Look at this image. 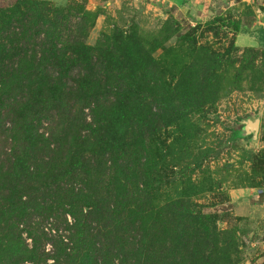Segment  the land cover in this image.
Returning a JSON list of instances; mask_svg holds the SVG:
<instances>
[{"label":"trees","instance_id":"trees-1","mask_svg":"<svg viewBox=\"0 0 264 264\" xmlns=\"http://www.w3.org/2000/svg\"><path fill=\"white\" fill-rule=\"evenodd\" d=\"M100 14L78 1L0 7V264H238L237 233L193 201L215 179L162 173L168 158L193 156L195 116L244 82L264 88V50L233 39L216 51L199 43L201 24L184 31L172 17L157 33L133 24L91 46ZM227 21L205 24L218 36ZM228 24L236 38L241 23ZM212 154L198 153L195 169Z\"/></svg>","mask_w":264,"mask_h":264},{"label":"rangeland","instance_id":"rangeland-1","mask_svg":"<svg viewBox=\"0 0 264 264\" xmlns=\"http://www.w3.org/2000/svg\"><path fill=\"white\" fill-rule=\"evenodd\" d=\"M5 1L10 3L12 0H0V7ZM44 1H49L57 7H67L70 3L78 1L85 3L89 11L100 12L87 39V43L91 46H96L104 34L109 35L115 28L126 31L133 24L137 25L143 33H157L162 24L172 17L181 23L184 31L201 24L202 28L197 32L199 43L225 53L231 48L233 39H235L236 46L238 39L240 45L247 43L243 36L235 38L233 26L228 24L232 21H239L241 23L240 33L246 34L247 37L249 33L250 38L257 43L254 48L264 50V32L260 31L261 25L258 23L264 22V0H214L215 3L212 1L214 6L211 1L209 4L205 0H178L176 2L179 7L174 5L167 9H164L166 2L163 3L162 0L159 2L156 0ZM152 3L163 4L162 8L168 12L166 19L162 20L157 17L158 12L155 8L148 6ZM205 4H209V8H204ZM248 6L251 7L252 12L254 11L253 13L246 9ZM220 14L222 17H227L228 21L227 26H222L217 36V30H210L205 23ZM174 44L175 40H172L166 46ZM237 47L241 48L239 45ZM161 53L162 51L159 50L155 56L158 57ZM86 112L88 113V110ZM256 118L261 120L257 139L253 135L245 137L238 135L236 139L233 138V132L241 131L245 121ZM194 121L196 131L191 141L193 142V156L190 159L183 158L182 164L177 167H174L172 159L168 158L166 170L162 175L169 176L173 182V178L179 176V173L185 169L186 171H182V174L187 175L185 178H192L196 184L210 177L215 179L214 185L217 188L211 192L197 194L193 201L196 203V208L218 216L217 225L220 229H232L237 233L242 259L238 264H250L252 258L257 255L251 251V248L256 249L258 243L264 241V210L261 211L260 208L261 212L256 211L248 217L250 215H247V211L237 204L231 192L239 188L264 190V174L261 173V166L255 164L258 160L255 159L256 156H264V88L251 90L244 82L242 88L221 99L214 108L207 111V114L195 116ZM46 126L43 131H46ZM163 133L162 137L165 138L166 132L163 131ZM173 140L170 138L167 143L170 144ZM205 147L213 148L215 151L219 150L220 154L218 157L212 154L202 169H195L191 161L196 159L198 153H201ZM0 148L5 147L1 144ZM175 183L170 184L169 187L163 186L164 190L168 193L175 192ZM52 224L51 220L47 225L48 229H45L49 233ZM23 237L27 238V235L23 234ZM27 242L32 244L31 239H27ZM47 248L51 249V245L48 244Z\"/></svg>","mask_w":264,"mask_h":264},{"label":"crops","instance_id":"crops-1","mask_svg":"<svg viewBox=\"0 0 264 264\" xmlns=\"http://www.w3.org/2000/svg\"><path fill=\"white\" fill-rule=\"evenodd\" d=\"M157 2L161 1V0H156ZM178 0H162V2H166V4L163 6L164 9H167V7H173L174 5L175 6H178V3L176 2ZM205 1H208L209 4H210V1H211V4L212 6H214L215 2L214 0H205ZM212 1L214 3H212ZM209 4H205L204 5V8H209ZM163 4H155V3H152V4H149L148 6H150L151 8H155V10L158 12L157 17H159V19H166L167 16H168V12L165 11L162 6ZM203 6V5H202ZM164 10V11H163ZM259 25H261V29L264 30V22H258ZM259 28V29H260ZM261 30V31H262ZM248 33V32H247ZM241 36L245 37L244 40L247 41L244 42L243 45H240L239 44V39L237 41V44L239 46H241V48H247V47H256V41H254V39H251L250 38V34L248 33V37L246 36V34H239L237 36V38H240ZM247 37V39H246ZM237 45V46H238ZM244 125V123H243ZM260 127H261V120H260ZM234 194V199L236 200L237 204L241 206V208H244V210L247 211V215H250L248 217H251V214L256 212V211H260V208H261V211L262 209L264 210V190H256L254 188H239V189H236V190H233L231 192V195ZM235 202V201H234ZM260 211V212H261ZM257 215V214H256ZM264 241L262 242H259L258 246H256V249L255 248H251V251L253 253H257L256 257H253L252 258V261L250 262V264H264ZM253 246L255 247V244H253Z\"/></svg>","mask_w":264,"mask_h":264},{"label":"water","instance_id":"water-1","mask_svg":"<svg viewBox=\"0 0 264 264\" xmlns=\"http://www.w3.org/2000/svg\"><path fill=\"white\" fill-rule=\"evenodd\" d=\"M260 130V119L256 118L254 120L248 119L247 121L244 122V126L239 131L240 136L245 137L247 135H253L255 139L258 137V133Z\"/></svg>","mask_w":264,"mask_h":264}]
</instances>
